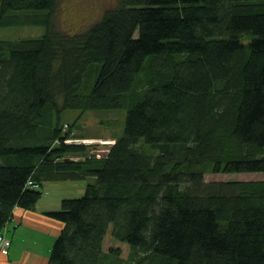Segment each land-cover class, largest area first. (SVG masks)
I'll return each instance as SVG.
<instances>
[{
    "label": "trees",
    "instance_id": "trees-1",
    "mask_svg": "<svg viewBox=\"0 0 264 264\" xmlns=\"http://www.w3.org/2000/svg\"><path fill=\"white\" fill-rule=\"evenodd\" d=\"M62 4L0 0V27H44L0 38V231L45 181L89 180L46 212V264H264V178L204 181L264 173V0H117L75 32ZM108 109L103 156L65 141V112Z\"/></svg>",
    "mask_w": 264,
    "mask_h": 264
},
{
    "label": "rangeland",
    "instance_id": "rangeland-1",
    "mask_svg": "<svg viewBox=\"0 0 264 264\" xmlns=\"http://www.w3.org/2000/svg\"><path fill=\"white\" fill-rule=\"evenodd\" d=\"M117 0H63L58 11L57 25L67 32L80 31L98 20L104 10L116 3ZM44 31L40 25H17L0 27V38H18L26 36H37ZM125 110H86L84 112L67 111L63 120L71 124L74 135H70L67 143L86 145L87 152L94 156H103L113 137L121 132L124 122ZM71 128V126H68ZM66 130V126H64ZM65 140V141H66ZM102 141V143L98 142ZM88 153V154H89ZM76 159V158H74ZM264 178L263 172H231V173H205L204 181L207 183L242 182L247 180H259ZM80 180L75 183H45L42 185V192H52V197L57 194L63 197H79L84 191L86 182ZM53 184V185H51ZM53 186L50 189L48 186ZM82 188V189H81ZM48 195V196H49ZM110 227L104 238V249L110 247L120 251V258L125 262L130 252L129 246L115 240L110 233ZM5 234V233H4ZM11 245V244H10ZM10 247V246H9ZM9 249V248H8ZM7 249V252H8ZM1 251V250H0ZM6 252V253H7Z\"/></svg>",
    "mask_w": 264,
    "mask_h": 264
},
{
    "label": "crops",
    "instance_id": "crops-1",
    "mask_svg": "<svg viewBox=\"0 0 264 264\" xmlns=\"http://www.w3.org/2000/svg\"><path fill=\"white\" fill-rule=\"evenodd\" d=\"M73 180L45 181V183H75ZM46 185V184H45ZM53 185V184H51ZM53 186H48V188ZM82 189V188H81ZM47 191L33 208H15L12 218L1 229L10 239L7 253L0 251V264H46L52 243L61 228V222L46 214L59 209L63 195L52 197Z\"/></svg>",
    "mask_w": 264,
    "mask_h": 264
},
{
    "label": "built area",
    "instance_id": "built-area-1",
    "mask_svg": "<svg viewBox=\"0 0 264 264\" xmlns=\"http://www.w3.org/2000/svg\"><path fill=\"white\" fill-rule=\"evenodd\" d=\"M68 141H71V139L66 140V142ZM98 142L102 143V141H98ZM10 244H11L10 239L4 234L3 231H0V250L1 252L6 253Z\"/></svg>",
    "mask_w": 264,
    "mask_h": 264
}]
</instances>
